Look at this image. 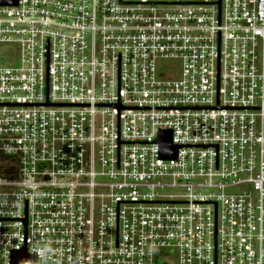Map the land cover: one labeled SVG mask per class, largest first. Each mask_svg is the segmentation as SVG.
Listing matches in <instances>:
<instances>
[{"label":"built area","instance_id":"obj_1","mask_svg":"<svg viewBox=\"0 0 264 264\" xmlns=\"http://www.w3.org/2000/svg\"><path fill=\"white\" fill-rule=\"evenodd\" d=\"M0 47V264H264V0H16Z\"/></svg>","mask_w":264,"mask_h":264},{"label":"water","instance_id":"obj_2","mask_svg":"<svg viewBox=\"0 0 264 264\" xmlns=\"http://www.w3.org/2000/svg\"><path fill=\"white\" fill-rule=\"evenodd\" d=\"M16 0H0V5H15ZM159 156L162 159L175 158L178 146L171 143V134L168 130H160L156 139ZM10 264H36L34 256L29 255L24 248L11 252Z\"/></svg>","mask_w":264,"mask_h":264},{"label":"rangeland","instance_id":"obj_3","mask_svg":"<svg viewBox=\"0 0 264 264\" xmlns=\"http://www.w3.org/2000/svg\"><path fill=\"white\" fill-rule=\"evenodd\" d=\"M0 52H3L1 55H4L8 58L15 57L16 49L1 48ZM179 63L174 60H158L155 64L156 75L158 78H164L169 74H173L174 77L178 75ZM154 264H166L163 258H158ZM169 264H176L175 259L173 258Z\"/></svg>","mask_w":264,"mask_h":264}]
</instances>
